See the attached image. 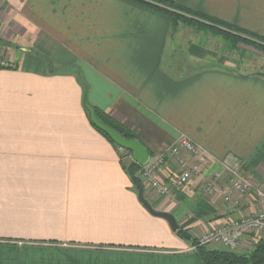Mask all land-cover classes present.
Masks as SVG:
<instances>
[{
	"label": "crops",
	"instance_id": "crops-1",
	"mask_svg": "<svg viewBox=\"0 0 264 264\" xmlns=\"http://www.w3.org/2000/svg\"><path fill=\"white\" fill-rule=\"evenodd\" d=\"M171 1L230 28L172 32L165 13L135 0H0V264H201L141 205L128 160L91 126L84 100L151 158L179 135L207 152L181 191L143 189L196 241L259 210L252 195L231 209L200 185L228 157L264 183V53L250 45L264 46V0ZM257 240L244 235L235 252Z\"/></svg>",
	"mask_w": 264,
	"mask_h": 264
},
{
	"label": "built area",
	"instance_id": "built-area-1",
	"mask_svg": "<svg viewBox=\"0 0 264 264\" xmlns=\"http://www.w3.org/2000/svg\"><path fill=\"white\" fill-rule=\"evenodd\" d=\"M0 64L2 65V63ZM117 153L121 159H127L134 163L131 153L125 149L117 146ZM208 162L209 155L204 149L188 137L179 135L160 153L150 157L146 164L137 165L134 175L143 189L149 191L153 196L161 197L168 195L171 191L184 189L201 174ZM169 163H173L175 169H171L166 178L160 179L161 170ZM220 165L222 174L226 177L225 186L219 187L218 185L222 174H214L211 178L202 181L201 192L208 196L220 193L223 203L231 209L238 207L245 196L252 195L259 205V210L253 215L236 218L222 228L208 230L197 240L194 249L218 246L228 251H234L246 234L264 237V183L256 185L243 176L239 162L233 157L221 161Z\"/></svg>",
	"mask_w": 264,
	"mask_h": 264
},
{
	"label": "trees",
	"instance_id": "trees-1",
	"mask_svg": "<svg viewBox=\"0 0 264 264\" xmlns=\"http://www.w3.org/2000/svg\"><path fill=\"white\" fill-rule=\"evenodd\" d=\"M135 1L159 9L163 13H165V15L170 21L172 32H174L180 24L193 27L194 29L197 30L229 27V25L221 21H218L216 19H213L211 17H208L206 15H203L201 13L181 8L171 0H160V2L158 3L162 4V7L155 4L153 5L151 3L142 0H135ZM259 46H261L260 47L261 49L264 48V46L262 45ZM85 103L86 101L84 100V104ZM85 113L89 119V114L86 109H85ZM95 115L103 124L109 126L113 130L121 134L125 139H133V138L137 139V136L135 134L131 133L125 127L113 121L109 116H107L102 111L95 109ZM91 126L105 139H107L110 143L114 144L103 132L98 130L93 124H91ZM123 165L127 174L130 177L132 184L136 188H141L139 181L135 178L134 175L135 170L137 168V164L130 161H128V163L124 161ZM175 234L185 242L193 246L197 245V241L189 235L187 229H177V231H175ZM196 250L199 253L201 264H264V240H257L253 244L251 249L245 252L244 254H238L236 252L223 250V249H210L206 247H197Z\"/></svg>",
	"mask_w": 264,
	"mask_h": 264
},
{
	"label": "water",
	"instance_id": "water-1",
	"mask_svg": "<svg viewBox=\"0 0 264 264\" xmlns=\"http://www.w3.org/2000/svg\"><path fill=\"white\" fill-rule=\"evenodd\" d=\"M85 109L89 114V121L98 130L103 132L116 146L125 149L131 153L132 159L135 164L143 166L149 160L150 155L146 147L138 139H125L121 134L110 128L109 126L103 124L95 115V109L89 104H84ZM137 197L144 209L154 217L164 219L169 225L171 231L175 232L178 229V225L173 218L168 213L155 211L151 205L145 200L143 188H138Z\"/></svg>",
	"mask_w": 264,
	"mask_h": 264
},
{
	"label": "rangeland",
	"instance_id": "rangeland-1",
	"mask_svg": "<svg viewBox=\"0 0 264 264\" xmlns=\"http://www.w3.org/2000/svg\"><path fill=\"white\" fill-rule=\"evenodd\" d=\"M210 31H214V29H212V30H210ZM241 41H243V42H245V43H247L248 44V41H244V40H241ZM250 44V43H249ZM250 45H252L254 48H258L259 49V52H262V53H264V48L263 49H261L260 47L261 46H259V45H261V44H255V43H253V44H250ZM250 197V196H249ZM250 201L251 202H257V201H255V200H253V198L252 197H250ZM204 235V234H203ZM202 235V236H203ZM237 247H238V245L236 246V248H235V250L233 251V252H235L236 251V249H237ZM210 249H218V246H213V247H210ZM221 249H223V250H225L224 248H221Z\"/></svg>",
	"mask_w": 264,
	"mask_h": 264
}]
</instances>
